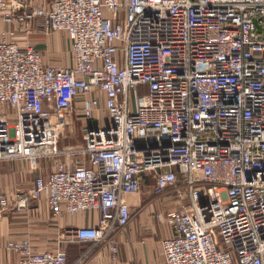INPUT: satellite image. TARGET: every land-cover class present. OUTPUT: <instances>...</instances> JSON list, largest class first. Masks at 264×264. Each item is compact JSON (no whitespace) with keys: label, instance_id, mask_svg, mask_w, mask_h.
Masks as SVG:
<instances>
[{"label":"built area","instance_id":"obj_1","mask_svg":"<svg viewBox=\"0 0 264 264\" xmlns=\"http://www.w3.org/2000/svg\"><path fill=\"white\" fill-rule=\"evenodd\" d=\"M0 15L26 33L39 19L71 42L72 63L51 65L0 41V161L35 172L53 162L16 209L42 199L54 218L95 213L68 235L115 260L148 176L156 196L171 192L157 214L172 227L165 264H264V0H0ZM75 114L93 124L61 147ZM6 248L18 264H67L60 245Z\"/></svg>","mask_w":264,"mask_h":264},{"label":"crops","instance_id":"obj_2","mask_svg":"<svg viewBox=\"0 0 264 264\" xmlns=\"http://www.w3.org/2000/svg\"><path fill=\"white\" fill-rule=\"evenodd\" d=\"M23 1L48 8L53 0ZM40 27L41 20L34 19L29 24L30 31L22 32L17 23H6L0 15V41H13L22 49L31 46L41 54L46 64L64 65L68 56L72 60L71 42L67 34L62 31L45 34ZM11 31L13 35L9 34ZM74 120L80 122L81 130L83 125L90 122L75 114L68 129L74 125ZM52 165L51 159H40L39 169L35 172L22 159L0 161V197L7 202L6 207L0 209V264H18L19 254L6 248V244L22 240H28L34 251L49 250L60 245L66 253L67 264H73L82 257L81 264H165L161 241L171 236L172 227L157 214L171 206L170 191L156 196L151 177L143 178L139 193L130 198L132 216L128 224L115 233L118 253L114 260L105 245L77 241L68 235L70 229L95 225V213L54 218L42 199L31 201L23 209L15 208L14 201L19 194L33 186L35 175L40 173L46 176Z\"/></svg>","mask_w":264,"mask_h":264},{"label":"rangeland","instance_id":"obj_3","mask_svg":"<svg viewBox=\"0 0 264 264\" xmlns=\"http://www.w3.org/2000/svg\"><path fill=\"white\" fill-rule=\"evenodd\" d=\"M71 62H72L71 56H68L65 63L63 64L68 65ZM145 93H146V87L144 85L138 86L135 90L132 91L133 96L134 94L143 95ZM81 142L82 139H81L80 122L74 120V125L71 128L65 130L64 137H62L60 140V146L62 147V146H70V145H79L81 144Z\"/></svg>","mask_w":264,"mask_h":264}]
</instances>
